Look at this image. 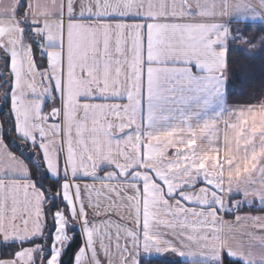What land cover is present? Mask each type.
Segmentation results:
<instances>
[{
	"label": "snow or ice",
	"instance_id": "1",
	"mask_svg": "<svg viewBox=\"0 0 264 264\" xmlns=\"http://www.w3.org/2000/svg\"><path fill=\"white\" fill-rule=\"evenodd\" d=\"M234 51L264 54V0H0V264H264Z\"/></svg>",
	"mask_w": 264,
	"mask_h": 264
},
{
	"label": "trees",
	"instance_id": "2",
	"mask_svg": "<svg viewBox=\"0 0 264 264\" xmlns=\"http://www.w3.org/2000/svg\"><path fill=\"white\" fill-rule=\"evenodd\" d=\"M255 26L258 27V25H254L253 29L247 33L249 38L258 34L256 33L257 27ZM239 27H243V25H239ZM243 46L252 49L254 53L260 52V48H258L259 45L245 44ZM231 60L233 63L230 64V68L233 69L235 75L230 77V79L234 82V91L233 94L228 97V103L249 104L264 100V54L249 57L239 51H234L231 53ZM3 71L4 68L2 67V62H0V72ZM4 91V88H0V94ZM3 119L4 117L0 116V122H2ZM18 143L20 142L18 141ZM9 147L11 148V145H9ZM16 154L19 155L18 152ZM49 183L50 182L45 181L46 186ZM259 207V204H257L256 208L259 209ZM244 210L249 209L245 208ZM251 212H253V214L260 213L259 211ZM47 220L50 222L51 217L48 216ZM64 259L67 260L68 257L65 256ZM153 264H159V262H153ZM181 264L191 263L189 261H184L181 262Z\"/></svg>",
	"mask_w": 264,
	"mask_h": 264
},
{
	"label": "crops",
	"instance_id": "3",
	"mask_svg": "<svg viewBox=\"0 0 264 264\" xmlns=\"http://www.w3.org/2000/svg\"><path fill=\"white\" fill-rule=\"evenodd\" d=\"M225 19H228V16L226 15L225 16ZM9 22V21H8ZM51 101H49L48 103H50ZM229 105H239V104H229ZM49 109H46L45 111H48ZM16 154V153H15ZM18 155V154H16ZM95 183L96 185V188L99 190L100 187H101V183L98 182V181H80V183ZM106 195V193L104 192H100L99 196H97V193H92V196L96 199H99V200H103L104 196ZM249 199H251V197H249ZM238 214V213H237ZM244 214H250V215H261V214H264V213H256V214H253V212H250L249 210H244L243 212H241V215H244ZM220 215L223 216V220L226 221V222H233L234 221V217L232 215H228V214H223L221 213ZM225 227V231H227V227ZM235 227V225H234ZM112 231H115V229L113 228ZM236 231L239 232L240 231V228H236ZM187 261H189L191 264H198V260L195 259V258H188Z\"/></svg>",
	"mask_w": 264,
	"mask_h": 264
},
{
	"label": "rangeland",
	"instance_id": "4",
	"mask_svg": "<svg viewBox=\"0 0 264 264\" xmlns=\"http://www.w3.org/2000/svg\"><path fill=\"white\" fill-rule=\"evenodd\" d=\"M5 23H8V21H5ZM255 27H257V26H255ZM254 45H259V42H257L256 44H254ZM260 46V45H259ZM258 46V48H260ZM25 81H27V76H23V79H22V83L23 82H25ZM37 81H39V76L37 75ZM229 104V103H228ZM239 105H246V104H239ZM46 110V109H45ZM52 121H49V123H51ZM239 215H241V213H238Z\"/></svg>",
	"mask_w": 264,
	"mask_h": 264
}]
</instances>
